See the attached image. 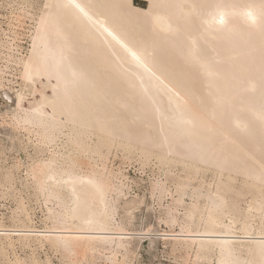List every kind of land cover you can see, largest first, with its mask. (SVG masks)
I'll list each match as a JSON object with an SVG mask.
<instances>
[{
  "label": "bare ground",
  "instance_id": "1",
  "mask_svg": "<svg viewBox=\"0 0 264 264\" xmlns=\"http://www.w3.org/2000/svg\"><path fill=\"white\" fill-rule=\"evenodd\" d=\"M143 1L44 0L15 61L24 87L0 78L2 119L41 136L26 177L0 179V198L20 183L48 212L39 230L20 196L17 223L0 222V264H55L47 250L61 264H136L161 241L182 264H264V0ZM40 78L55 82L54 98L25 109ZM114 147L188 174L138 200L105 163Z\"/></svg>",
  "mask_w": 264,
  "mask_h": 264
},
{
  "label": "rangeland",
  "instance_id": "2",
  "mask_svg": "<svg viewBox=\"0 0 264 264\" xmlns=\"http://www.w3.org/2000/svg\"><path fill=\"white\" fill-rule=\"evenodd\" d=\"M134 3L137 7L147 8V3L143 0H134ZM43 4L44 0H0V78H2L4 80L3 83L9 88H12V90L17 91L21 90V88L24 87L20 69L16 67L15 61H18L22 57H26L29 53L32 44V38L35 32V27L37 26L38 18L41 14ZM35 82L36 87L32 91V93L26 91L27 94L25 95L26 99L24 100L23 106L25 109L36 108L44 96L50 99L54 98L52 90L55 82H53L49 78H40ZM3 107H5V102L2 96H0V127L1 125H5L8 123L11 124V119L9 117L6 119H2L1 114L3 112ZM8 125L2 126V129L0 128V130H3V128L6 127V129L10 130V133L17 138L15 141L16 143L14 149H9V146H7V143L4 140L5 135H3V133L1 134L0 132V179L2 181L5 180L8 174H13L14 177L17 175L16 178L22 177V179L26 177L27 164L28 162L29 164H31L29 159H27V155H32L35 153V147L33 148L32 146H35L39 143L38 139L41 140V136L39 137L38 134L27 133L24 131H20L17 133L13 131L15 129L12 124L9 126ZM31 134H35V136H29ZM23 145L27 146L24 147ZM23 147L28 149L24 151ZM115 148L117 147L111 149L105 163L110 170H121V172H123V174L129 178V182L133 181L130 184L132 187L130 196H138V200L143 198L145 195H150L151 185L158 179L164 182L167 175H180V178H185L188 174L182 171L181 166H178L179 169L177 167H173L171 173L167 174L166 169L158 164V162L155 161L156 159H151L148 163L146 162L147 164H145V161L139 158L137 153L132 152L133 154L135 153V155H133L128 151L124 152L121 148ZM32 156L34 157L35 154ZM98 159L99 158H96V160ZM83 160L82 162H86L87 164L88 161H85L86 159L84 161ZM18 161H21L23 164H25V167H22L20 170L15 169L14 166H17ZM206 177L208 180L212 178V172H206ZM169 186L172 187L171 190L173 191V193H175L174 186ZM16 188L17 189L15 191H9L10 193H7V196L0 198V222L4 223L6 226H10L12 224L15 225L17 223L18 214L16 213V210L18 207V202L21 198H23L25 205L31 212L35 226L39 230H43L45 226L44 224L46 223L45 218H47L48 216L45 205L42 202L38 203L35 196H32L34 195V191L32 188H30L31 190H26L20 183H17ZM21 189L22 191H19ZM4 190V188L0 187L1 192H4ZM20 196L22 197L20 198ZM186 202L189 204L190 199H187ZM171 203L172 200L169 197L163 202V209H160L157 203H155L153 211L154 216L156 218H160L163 212H165L166 207ZM242 207L244 208L245 204H243ZM119 213L120 215L118 218L125 216V213L122 209L119 210ZM181 213H183V211H181ZM125 225L127 229H130V226H128L127 224ZM159 230L160 234L165 233V231H168L167 233L171 234L170 231L172 229L165 223H160ZM179 230L180 226H175L174 231L178 232ZM146 244L147 243H145L143 245V248L139 250L136 264H182L179 260L176 261L174 259V256L170 255V244L164 241L158 243L155 254L156 257L151 261L149 258V254L145 249ZM47 251V255L53 260L55 264H61L60 261L69 262L66 258L61 257L60 254H55L53 251L49 250ZM18 252L23 257L26 254H29V252ZM40 256L43 259H45L46 257L44 253H41ZM91 264L94 263L91 262ZM95 264L106 263L105 261L101 260L99 261V263L97 261V263Z\"/></svg>",
  "mask_w": 264,
  "mask_h": 264
}]
</instances>
